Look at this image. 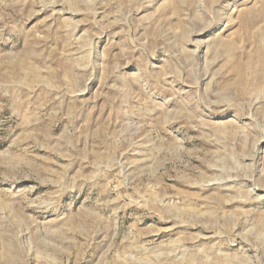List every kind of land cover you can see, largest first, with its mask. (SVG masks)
Instances as JSON below:
<instances>
[{
    "label": "rangeland",
    "instance_id": "374dc122",
    "mask_svg": "<svg viewBox=\"0 0 264 264\" xmlns=\"http://www.w3.org/2000/svg\"><path fill=\"white\" fill-rule=\"evenodd\" d=\"M0 264H264V0H0Z\"/></svg>",
    "mask_w": 264,
    "mask_h": 264
}]
</instances>
